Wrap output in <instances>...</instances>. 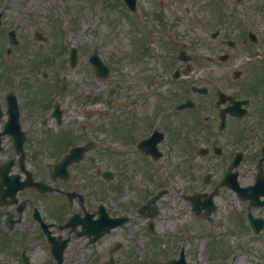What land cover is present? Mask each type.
<instances>
[{
    "label": "flooded vegetation",
    "instance_id": "flooded-vegetation-1",
    "mask_svg": "<svg viewBox=\"0 0 264 264\" xmlns=\"http://www.w3.org/2000/svg\"><path fill=\"white\" fill-rule=\"evenodd\" d=\"M258 45L259 42L243 41L234 50H239L243 57L244 76L254 77L256 68L262 66L258 60ZM232 58L233 51L226 62ZM232 66L230 64L227 69ZM199 68L193 63L182 65L181 74L186 77ZM211 68L222 66L217 61ZM227 69L214 84L206 86L207 81L199 84L206 86L205 94L192 93L198 81L165 77L157 81L148 76L140 79L144 84L142 90V87L134 86L133 95L118 102L124 128L131 133L134 179L151 178L147 174L153 167L160 172L172 168L182 172L183 179H188L181 191L198 193L203 201L205 194L215 191L217 198L220 195L235 196L232 190L220 188L219 184L237 159L238 179L257 178L264 131L252 128L251 120L264 118V101L257 100L264 96H258L256 92L260 93V89L254 92L252 87H261V84L255 79L247 85H239L249 91L254 103L243 117H235L232 112H226L233 106L235 98L232 96L235 80ZM223 89L224 93L232 95L224 97L226 101L219 104V92ZM189 99L192 100L190 106L178 109ZM57 102H53L54 106ZM53 103L49 102L43 108V116L21 113L20 127L26 137L23 151L16 147V137L5 132L8 115L0 116V186L1 181L17 180L23 184L17 192V202L9 198L8 205H0V252L8 254L4 261L23 264L22 260L28 259L31 264H42L46 258L48 264H57L50 252L51 237L57 248L64 247L63 264H156V258L160 259L164 254L156 240L157 231L161 230L157 220L159 215L152 220L154 208L141 212L153 194L142 192L135 198L123 197L122 189L133 179H119L120 173L110 182L105 179L106 128L93 118L94 113H86V123L82 124L84 130L75 117L61 108L60 102L62 112L54 115ZM26 106L27 103L22 102V108ZM49 122L58 134L54 136L52 146L43 147L45 142L41 140L37 144L33 134L40 126L47 127ZM150 138L153 139L149 143H144ZM92 140L96 146L93 155L87 153L66 171L61 166L56 168L73 147ZM154 141H158V149L163 154L158 159L145 152ZM202 148L207 151L202 153ZM43 183L53 191L42 193ZM6 188L3 184V190ZM158 206L160 214L163 208L160 203ZM103 213H108L111 218L126 216L129 220L107 232L108 227L101 224ZM44 225L48 226L49 236L44 233Z\"/></svg>",
    "mask_w": 264,
    "mask_h": 264
},
{
    "label": "rangeland",
    "instance_id": "rangeland-1",
    "mask_svg": "<svg viewBox=\"0 0 264 264\" xmlns=\"http://www.w3.org/2000/svg\"><path fill=\"white\" fill-rule=\"evenodd\" d=\"M138 1L140 11L146 10L147 14L143 18L144 20L135 18V21L139 23V27H135L134 19L130 22L132 14L126 10L121 0H0V8L6 4L5 8H2L7 18L4 28L0 29V36H4L7 29L14 28L20 33L24 41L28 39L29 44L26 45L24 51L21 50L20 54L28 57L26 61L29 62L34 61L35 56L37 59L39 56L49 55L50 52L47 50L52 49L57 43H62L63 40L68 48L69 46L77 47L80 51V60L73 70L69 67L67 53L64 55L51 54V66L40 68L35 74L34 80L32 77L26 78L29 77L26 70L22 71V74L27 75L25 78L30 80V85H35L37 81H41L40 74L47 72L49 77L43 84L48 88L54 85L51 81L54 79L53 74L58 75V73L67 72L70 82L69 93L64 95V99L68 103L67 106L71 107L74 113L76 111L82 112L86 107L84 112H93V118H97L99 121L101 114L93 109L94 106L91 105V101L82 106H80L81 100L74 101L75 96L78 95L77 89L84 94L89 93L91 100L99 93L96 98L99 100L102 97L99 107L105 112L109 108L108 104L104 102L108 98L109 89L121 86V91L116 97L129 99L135 87L144 85L140 79L146 77L147 73L143 75V71L140 70L150 67L154 60L168 63L175 58L176 53L163 54L159 57L153 56L148 45L145 48L146 52L143 53L141 43L149 40L147 39L149 35L146 34L148 29H150L149 34L160 47L161 43L166 48V45L170 47L173 45L172 42H175L177 48L180 47L181 49L183 41L192 43L194 41L202 54H208L214 48V41L210 39L209 35L214 29L216 21L213 20L212 16L205 19L209 12L206 9L208 3H204L203 0ZM252 1L264 2V0ZM185 4L189 5L193 17H188L184 13L183 6ZM248 10L251 15H258L257 12L253 13L250 9ZM156 12L174 22L176 32L172 33L168 39L164 38L163 23L149 18V16H154V19H157ZM138 15L140 14L136 16ZM200 20L203 22H198ZM37 30H42L45 35L51 38L45 47L41 45V41L34 39V32ZM229 32L232 33L230 36L238 35L233 26ZM62 34L63 37L61 38ZM159 37L162 39L161 42H158ZM177 41L181 42L178 43ZM39 43H41L39 46L41 52L36 51V46ZM3 44H5L4 40L0 42V48ZM7 46L6 43L4 49ZM95 47L100 49L103 59L108 62L115 55L121 57L118 67L110 65L112 72L106 80L96 78L95 71L88 62V56ZM4 55L7 57L5 51ZM202 63L206 64L207 62L202 61ZM3 90V86L0 84V93L3 94ZM79 106L80 108H78ZM81 121L85 123L86 119L82 116ZM82 128L85 130L84 125ZM117 138L119 139V137ZM125 142H127V138L123 135L120 143L124 144ZM171 175L174 179H167L164 175V179H158V182L166 183L165 180H169L178 184L182 183V179L174 174ZM121 179H134L131 169L125 172ZM249 180L243 179L244 183ZM145 181L146 179L138 177L139 186ZM156 184L157 179H148L142 185V190L139 193L142 194L146 191L145 187L153 188ZM137 194L138 191H131V189L123 193L124 196H137ZM219 207L216 217L213 218L214 222L196 220L189 223L188 226L194 228L197 234L191 245L193 254L191 252L188 257L190 264H232L233 257H235V264H264V231L259 236L247 234L248 225L245 208L233 197L224 195L223 199H219ZM260 213L257 212V214ZM170 230L174 232L172 224ZM204 237H206V241H203ZM201 242L202 249H199ZM211 243L217 244L216 252L221 251L223 254L226 251L222 256L216 254L217 258L213 261L210 258L212 247L210 249L209 245ZM195 257H197V262Z\"/></svg>",
    "mask_w": 264,
    "mask_h": 264
},
{
    "label": "water",
    "instance_id": "water-1",
    "mask_svg": "<svg viewBox=\"0 0 264 264\" xmlns=\"http://www.w3.org/2000/svg\"><path fill=\"white\" fill-rule=\"evenodd\" d=\"M129 5H133V3H134V0H125Z\"/></svg>",
    "mask_w": 264,
    "mask_h": 264
}]
</instances>
